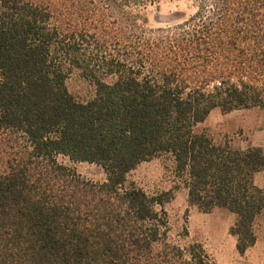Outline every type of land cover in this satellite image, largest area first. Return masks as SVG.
Returning a JSON list of instances; mask_svg holds the SVG:
<instances>
[{"label":"trees","instance_id":"obj_1","mask_svg":"<svg viewBox=\"0 0 264 264\" xmlns=\"http://www.w3.org/2000/svg\"><path fill=\"white\" fill-rule=\"evenodd\" d=\"M82 1L64 25L51 4L0 0V264H210L194 247L154 251L170 194L150 196L128 175L162 155L192 206L236 216L244 255L264 213L254 182L264 151L196 128L216 109H264V0H193L188 24L149 40L128 8L163 0ZM110 19L132 37L111 36ZM118 39L137 44L114 50ZM74 72L93 98L71 94ZM60 156L100 166L107 180L82 178Z\"/></svg>","mask_w":264,"mask_h":264},{"label":"rangeland","instance_id":"obj_2","mask_svg":"<svg viewBox=\"0 0 264 264\" xmlns=\"http://www.w3.org/2000/svg\"><path fill=\"white\" fill-rule=\"evenodd\" d=\"M37 1L51 4L54 19L61 24L67 25L71 20H76L74 0ZM128 11L136 18L141 32L144 33L143 40H149L156 36L153 33L158 30L167 31L188 24L198 13L199 4L193 0H163L145 7L128 8ZM114 26L115 21L110 19L108 33L111 36H119L122 31L124 35L132 37L127 28L119 29ZM118 40L116 47L115 43L112 45L114 50L117 46L129 49L137 44V40H134V44ZM67 85L78 101L89 100L95 94V87L77 72L71 74ZM196 131L206 134L217 144L228 142L238 149L258 148L264 151V109H243L231 113L216 109L205 122L197 126ZM59 162L73 168L82 178L89 181L104 183L107 180L105 171L96 164L72 162L64 156L59 157ZM180 176L175 159L171 155H162L144 162L128 175L129 182L135 183L150 196L170 194V200L164 206L168 235L166 241L155 245L154 251L160 252L164 244L168 243L183 250H189L191 247L201 249L210 264H264V213L255 223L256 244L241 255L237 250L238 239L231 233L236 216L224 209L204 213L192 206L188 191L184 187V179ZM254 182L257 186H264V172H261Z\"/></svg>","mask_w":264,"mask_h":264},{"label":"crops","instance_id":"obj_3","mask_svg":"<svg viewBox=\"0 0 264 264\" xmlns=\"http://www.w3.org/2000/svg\"><path fill=\"white\" fill-rule=\"evenodd\" d=\"M260 173H258L256 176H255V179H256V177L259 175ZM257 186V185H256ZM257 187H259V188H263L264 186L263 185H259V186H257Z\"/></svg>","mask_w":264,"mask_h":264}]
</instances>
